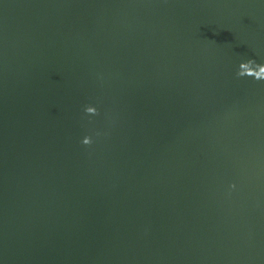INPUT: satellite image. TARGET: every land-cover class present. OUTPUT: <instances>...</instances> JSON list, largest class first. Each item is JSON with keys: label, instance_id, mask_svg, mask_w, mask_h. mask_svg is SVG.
<instances>
[{"label": "water", "instance_id": "1", "mask_svg": "<svg viewBox=\"0 0 264 264\" xmlns=\"http://www.w3.org/2000/svg\"><path fill=\"white\" fill-rule=\"evenodd\" d=\"M0 264H264V0H0Z\"/></svg>", "mask_w": 264, "mask_h": 264}]
</instances>
